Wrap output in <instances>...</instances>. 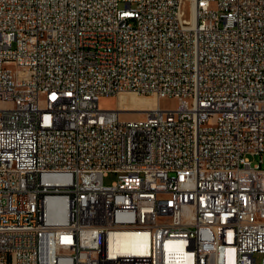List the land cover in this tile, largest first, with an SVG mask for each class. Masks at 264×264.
Wrapping results in <instances>:
<instances>
[{
  "label": "built area",
  "instance_id": "built-area-1",
  "mask_svg": "<svg viewBox=\"0 0 264 264\" xmlns=\"http://www.w3.org/2000/svg\"><path fill=\"white\" fill-rule=\"evenodd\" d=\"M0 264H264V0H0Z\"/></svg>",
  "mask_w": 264,
  "mask_h": 264
},
{
  "label": "rangeland",
  "instance_id": "rangeland-1",
  "mask_svg": "<svg viewBox=\"0 0 264 264\" xmlns=\"http://www.w3.org/2000/svg\"><path fill=\"white\" fill-rule=\"evenodd\" d=\"M29 75L27 71L21 70L19 72L20 78H25ZM157 103V100L153 97L138 95L133 92H124L121 93L119 96H109L103 97L100 100V105L104 108L110 109H122L128 111L121 112V118L123 120H136L142 115L143 110L147 108L154 107ZM160 104L162 107L165 108H174L178 105V101L175 98L167 97L161 99ZM254 162L259 161L260 156L251 157ZM117 173H110L107 177L104 178L105 184H111L113 181L118 179ZM260 254L257 255V259H261Z\"/></svg>",
  "mask_w": 264,
  "mask_h": 264
},
{
  "label": "bare ground",
  "instance_id": "bare-ground-1",
  "mask_svg": "<svg viewBox=\"0 0 264 264\" xmlns=\"http://www.w3.org/2000/svg\"><path fill=\"white\" fill-rule=\"evenodd\" d=\"M127 92H130V91H127ZM139 233H140V226H131V234H139ZM150 251H157V244H150Z\"/></svg>",
  "mask_w": 264,
  "mask_h": 264
}]
</instances>
